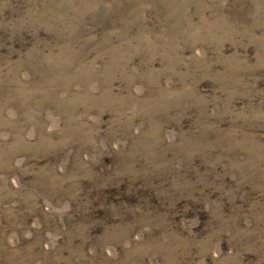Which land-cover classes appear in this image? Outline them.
Returning a JSON list of instances; mask_svg holds the SVG:
<instances>
[{
  "label": "rangeland",
  "instance_id": "374dc122",
  "mask_svg": "<svg viewBox=\"0 0 264 264\" xmlns=\"http://www.w3.org/2000/svg\"><path fill=\"white\" fill-rule=\"evenodd\" d=\"M0 264H264V0H0Z\"/></svg>",
  "mask_w": 264,
  "mask_h": 264
}]
</instances>
